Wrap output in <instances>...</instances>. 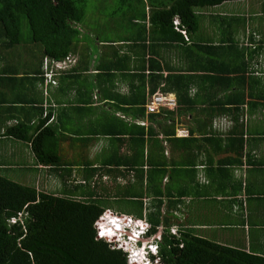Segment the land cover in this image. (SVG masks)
I'll list each match as a JSON object with an SVG mask.
<instances>
[{
  "label": "crops",
  "instance_id": "0c3cea01",
  "mask_svg": "<svg viewBox=\"0 0 264 264\" xmlns=\"http://www.w3.org/2000/svg\"><path fill=\"white\" fill-rule=\"evenodd\" d=\"M241 2L199 10L197 47L192 38L165 45L156 36L132 49L80 41L67 55L74 62L58 69L60 59L41 54L24 67L18 46L10 55L0 45V173H25L18 182L46 193L100 200L102 215L154 226L151 239L187 227L264 255V22L231 9ZM221 40H229L224 50ZM210 58L221 70L202 71ZM44 64L56 71L54 83ZM169 72L189 76L174 78L170 90L149 81ZM155 93L175 98L174 108L148 112ZM21 122L28 139L12 133ZM40 132L53 162H38L32 143Z\"/></svg>",
  "mask_w": 264,
  "mask_h": 264
},
{
  "label": "trees",
  "instance_id": "16d2710c",
  "mask_svg": "<svg viewBox=\"0 0 264 264\" xmlns=\"http://www.w3.org/2000/svg\"><path fill=\"white\" fill-rule=\"evenodd\" d=\"M224 1L234 0H0V45L13 54V48L22 42L20 27L25 19L32 42L20 44L25 56L21 63L24 67L29 64L26 56L36 44L41 48V60L44 56L65 59L70 52L79 49L80 41L109 43L115 40L132 49L144 46L146 37L156 36L165 45L173 42L186 45L192 38L197 47L200 45L197 41H201L197 36L199 10ZM260 2L264 12V0ZM89 12L94 14L95 20H87ZM260 21L264 22V16ZM124 23L129 24L127 35V29L124 34L122 31ZM132 27L136 28L134 32H131ZM226 38L234 41L232 34ZM229 40L219 41L218 46L224 50L223 44H229ZM207 62L201 67L202 71L221 70L222 65L217 60L210 58ZM236 68L239 66L233 67ZM182 76L189 75L169 72L162 78L152 73L149 81L155 85L162 79L166 86L163 90H170L176 83L174 78ZM180 89L187 91V88ZM154 90L150 88V92ZM175 91L180 97L179 88ZM28 128L21 122L10 131L18 138L28 139ZM39 136L41 132L32 143L38 162H53L52 159L46 161L47 153ZM105 209L100 200H85L76 192L46 193L37 190L35 185L20 183L0 173V264H129L124 250L97 236L95 222ZM153 232L155 227H149V233ZM156 241L157 256L163 264H264V255L191 234L187 227L173 233L164 232Z\"/></svg>",
  "mask_w": 264,
  "mask_h": 264
},
{
  "label": "built area",
  "instance_id": "2783aa9c",
  "mask_svg": "<svg viewBox=\"0 0 264 264\" xmlns=\"http://www.w3.org/2000/svg\"><path fill=\"white\" fill-rule=\"evenodd\" d=\"M74 62V59L70 57H66L63 60L54 61V66L58 69H64L68 66L69 63ZM45 77H47L52 83H54L52 77L56 75V71H52L51 68H47L46 64H44ZM176 105L175 98L169 97L166 94L155 93L151 95L149 101L146 104V109L148 112H158L162 108H174ZM110 221L115 223H121L123 225H128L130 228H134L135 232L131 231V233L126 235V238L123 237L124 230H115L111 228L109 225H106L105 222ZM97 236L99 238H105L115 248H120L127 252V262L129 264H163L160 262L157 248L155 244L148 243L147 248L144 249L142 244L138 243L140 239V234L146 231L149 226L145 223H139L133 220L130 217H118V216H110V214H103L99 217V219L95 222ZM148 250H151L153 253H156L154 260H150L148 258Z\"/></svg>",
  "mask_w": 264,
  "mask_h": 264
},
{
  "label": "rangeland",
  "instance_id": "374dc122",
  "mask_svg": "<svg viewBox=\"0 0 264 264\" xmlns=\"http://www.w3.org/2000/svg\"><path fill=\"white\" fill-rule=\"evenodd\" d=\"M246 2H241V3H232V4H234V5H230L231 6V9L232 10H237V11H240V10H242L243 9V11H247L251 16H249L251 19H252V16H253V18H255V19H261L262 17H261V13H256L257 15H254L255 14V12H257V10H258V8H260V6H261V2H260V0H245ZM254 1H258V2H256V4H254L253 2ZM225 6H229V5H225ZM211 7H208V9L207 10H209ZM203 9V8H202ZM214 9V8H213ZM214 10H219V8L218 7H216ZM87 20H89V21H91V20H95V18H94V14L93 13H91V12H89L88 13V15H87ZM94 22V21H93ZM92 22V23H93ZM91 23V24H92ZM21 29H20V36H21V43L20 44H24V43H26V44H30V42H32L31 41V31H30V28H29V26H28V22H27V20H22V22H21V27H20ZM127 29V33H128V29H129V24H127V23H124V28H123V34H124V32H125V30ZM34 43V42H33ZM17 45L18 46V48H20L19 49V51H20V53H22V51H23V49L21 48L22 46L21 45ZM32 44V43H31ZM16 46V47H17ZM31 46V45H30ZM40 45L39 44H36L35 45V48L34 49H31V52L26 56V59H28V61L30 62V63H35L36 61H37V59L39 58V56H40ZM22 50V51H21ZM25 57V56H24ZM28 166H30V163L29 162H27V161H24V162H22L21 163V167L23 168V169H21V171H23V170H25L26 172L28 171V169H24L25 167H28ZM3 175H5V176H7V177H9V178H11V179H13V180H15V181H18V178H21L22 176H24V174L25 173H22V175L20 176L19 175V173H17L16 175L14 174V173H10L8 170H4V171H2L1 172ZM13 175V176H12ZM156 237V236H155ZM142 241V244H146L148 241H150V239H142L141 240ZM262 249H263V251H264V240L262 241Z\"/></svg>",
  "mask_w": 264,
  "mask_h": 264
},
{
  "label": "clouds",
  "instance_id": "9594fccd",
  "mask_svg": "<svg viewBox=\"0 0 264 264\" xmlns=\"http://www.w3.org/2000/svg\"><path fill=\"white\" fill-rule=\"evenodd\" d=\"M105 224L109 225L111 228H114L115 230H124L125 231L124 234H123L124 238H126V235L131 233V231L135 232V229H136V227H134L132 229L128 225H123L120 222L119 223H115V222L111 223L110 221H106ZM139 236H140V239L138 240L139 244H142V241H141L142 239H145V238L146 239H150V241H148L146 244H142V247H144V249H148L147 248L148 243H153V244H155V246L157 248V251H158V246H157V241H156L157 239H151V233H149V228L146 231L142 232ZM148 252H149L148 258L150 260H154V257L156 255V253H153L151 250H148ZM126 254H127V252H126Z\"/></svg>",
  "mask_w": 264,
  "mask_h": 264
}]
</instances>
